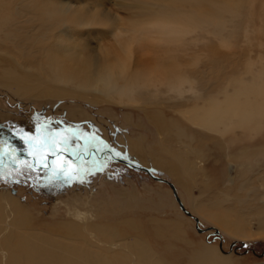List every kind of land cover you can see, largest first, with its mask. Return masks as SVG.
<instances>
[{"label": "rangeland", "instance_id": "rangeland-1", "mask_svg": "<svg viewBox=\"0 0 264 264\" xmlns=\"http://www.w3.org/2000/svg\"><path fill=\"white\" fill-rule=\"evenodd\" d=\"M162 1L0 0V48L5 51L0 55H4V64L17 65L13 62L15 55L22 54L19 47L24 46L28 50L22 59L32 64L30 71L34 74L40 72L32 70L38 56L47 63V57L57 58L56 62L66 64L69 71L91 61L95 75L133 44L129 71L134 76L143 75V86L161 95L160 102L147 104L101 99L92 102L68 92L39 95L31 91L23 95L1 84V72L0 192L18 198L29 212L32 225L40 230L64 232L68 221H85L89 229L104 226L114 231L113 240L121 244V249L137 238L144 241L159 264H199L214 248L233 264H264V234L257 235L264 218L253 215L256 231L251 229L246 235L254 236H231L194 210L190 200L193 190L198 197L202 186L205 188L204 172L194 171L191 182L197 185L191 191L186 186L190 183L188 175L174 158L157 149L162 136L150 120L156 108L164 123L170 120L173 125H182L195 136L194 147L201 144L210 158L214 157L215 161H207L206 167L215 173L211 184L220 185L201 198L207 206L222 198L218 192H227L244 182L253 170L264 175V136L244 133L239 129L241 125L231 121L232 127L225 133L226 123L222 132L211 131L186 117L191 109L211 99L225 101L222 99L227 86L236 85L238 89L244 80L264 86V0H183L184 9L173 11L167 8L171 5L165 7L166 0ZM165 9L173 17L183 13L181 17L189 20L192 16L195 21L174 23L176 29L168 27L171 24L163 18ZM49 48L51 55H46L43 49ZM252 72H261L262 79L255 80ZM185 79L183 90L188 91L180 96L185 98L174 99L170 85ZM197 95L202 98L196 102ZM37 118L41 123L51 121L52 127L60 130L79 126L84 134L97 133L128 159L108 161L110 152L98 153L96 159L107 162V167L84 177V182L71 184H50L43 171L21 173V162L33 160L29 144L22 137L36 135ZM172 145L176 150L174 142ZM137 149L142 150L140 156ZM156 158L163 165L153 162ZM132 165L146 167L149 172ZM172 171H180L177 177L186 184H178ZM240 206L236 200L221 205L239 220ZM121 259L120 264L129 259L124 250Z\"/></svg>", "mask_w": 264, "mask_h": 264}, {"label": "bare ground", "instance_id": "bare-ground-1", "mask_svg": "<svg viewBox=\"0 0 264 264\" xmlns=\"http://www.w3.org/2000/svg\"><path fill=\"white\" fill-rule=\"evenodd\" d=\"M164 3L165 7L171 5V7H167L170 11H173L172 9H184V7H182L184 5L183 0H166ZM199 6L203 9L202 5ZM166 9L164 10L165 17L163 18L171 24L168 27L174 26V23H180L187 20L186 16L181 17L183 13L180 15L176 13V16L173 17L169 11H166ZM45 11L41 12L43 13ZM200 11L201 10L199 9V12ZM167 12L170 16L167 15ZM216 15L217 14L210 15L209 17ZM49 17L50 16H48V18ZM158 17L160 20V15ZM191 17L187 21L191 22L195 19L194 17ZM215 18L216 17H212L211 19L213 20ZM81 20L83 21V19ZM172 29L173 27L170 30ZM170 33L168 32V34ZM174 35L176 34L174 33ZM132 47L133 44L131 46L130 44L129 46H126L124 55H121L114 61L111 60V62H113L110 65H108V63L104 69L101 68L103 69V72L101 71L94 75L91 61L77 64V70L75 68V71H69L66 68V64L56 62L58 61L56 57V59H54L53 57L49 58L47 56L45 57L48 58V63L47 61L40 60V57L38 56H36L35 60H33L34 58H31L36 65L32 70L36 68L40 70L39 74H34L33 71H30L32 64H29V61H23L22 59V55L26 53V48L20 46L19 48L22 54L18 53V55H15L16 58H14L15 61L13 62H16L17 65L14 67L4 64L2 62L4 55H0V73L2 72L4 74L1 84L23 95L31 91H37L39 95H42L41 93L55 94L57 92H68V94H77L82 98L92 100V102H99L98 99L109 102H129V104L131 101L141 104L160 102V93L150 92L145 86H143V75L134 76V72L129 71L132 67V62L130 60V52H132L130 48ZM50 49L51 48L46 50L43 49L46 51V55L52 51ZM4 52L5 51L0 48V53L2 54ZM9 53L7 52L8 55ZM250 69L254 71L253 67H250ZM37 71L38 70H36V72ZM40 73L43 75H41L42 78L40 77ZM46 76L47 78H44ZM145 77L147 79L149 78V75H145ZM253 77L256 78L255 80L262 79L261 72L253 73ZM185 83H187L186 79L177 84L171 83L170 91L175 93L173 96L174 99L185 98V96L180 97L183 94L182 92L186 90H183ZM45 85H47V87ZM43 86L45 89H42ZM232 86V88L227 86L223 92L224 99L222 100L225 101L222 102L217 99H211L200 108L193 107L194 109H191L189 114L186 115L188 121L190 120L193 123H197L208 130L220 132H222V125L226 123L223 126L224 133L232 127L229 121L232 123L237 122V125H241L239 126V129L243 130L244 133L250 132L261 138L264 136V86L246 80H244L243 86L238 89H236V85ZM194 98L197 102L202 98V95L194 96ZM153 113L154 114L151 115L150 120L156 125L162 136L159 140L160 147L157 146V149L162 150L163 152L165 151L167 155L172 157V159L174 158L180 169L188 175L187 177H189L190 183L187 182L188 185L186 186H188L191 191L194 189V186L197 185V183L191 182V179L193 180L194 178V171L198 173L204 172L203 185L205 188L202 186L201 189L203 190L198 197L194 196L195 192L193 190V199L190 200L194 210L202 214V216L207 218L211 223L220 227L228 235L254 236V234H246L251 229H254V214H258L259 216H262L261 218H264V175H262L261 172H254L253 170L250 176L244 182H241L242 184L238 185L232 191L218 192L222 193V198L207 206V204L203 203L201 198L211 190L214 192L216 191V187L211 184L215 181V173L209 171V168L206 167L207 161L210 160L211 163L215 161L214 157L210 158V153L207 152L201 144L194 147V143H196L195 136L186 131L187 129L185 130L182 125H173L170 120L164 123L161 119L162 117L159 116V111H156V108L153 110ZM234 117L236 120L233 119ZM172 142H174L176 150H173ZM135 145L136 144H134V146ZM238 149L239 147L234 150ZM137 150H139L138 152H140V154L138 155L140 156L142 150ZM153 162L163 165L162 161L157 158ZM228 162L229 161L226 163ZM165 165L168 166L169 164ZM136 168L143 170L147 169L146 167L138 166H136ZM179 172L172 171L173 178L178 184L180 183L181 185L182 183L184 185L186 183L179 180L177 177L179 176ZM228 182L233 183L230 180H228ZM17 199L18 198L9 192H0V264H120L122 261L121 250H124L127 253V258H129L126 259L127 261L125 264H159V260L156 258L153 250L144 241L137 238L136 241H132L121 249L119 248L121 244L114 242L113 240L114 236L112 234H114V231H111L104 226L89 229L85 225V221L82 222L84 225L68 221V223L63 226L64 232L57 230L56 232L58 233H51L47 232L48 230H40L32 225V219L29 212L22 206V203H19V199ZM234 200L242 205L238 210L240 220L237 218L238 216L232 217L231 214H227L232 212L227 211L224 208V204V207H221L223 202H231ZM259 229L262 231L259 232V230H257V233L254 229V232L257 233V235L264 234V226H260ZM90 243H95L96 245H91ZM122 264H124V262ZM199 264L233 263L230 262L229 258L221 256L219 251L214 248L204 255Z\"/></svg>", "mask_w": 264, "mask_h": 264}, {"label": "snow or ice", "instance_id": "snow-or-ice-1", "mask_svg": "<svg viewBox=\"0 0 264 264\" xmlns=\"http://www.w3.org/2000/svg\"><path fill=\"white\" fill-rule=\"evenodd\" d=\"M22 139L29 144V155L33 160L21 162V173L43 171L47 174L50 184L84 182V177L103 170L107 167V162L98 161V153L110 152L108 161L113 158L128 159L122 152L108 145L97 133L84 134L79 126L60 130L52 127L51 121L41 123L39 118L36 135L25 134Z\"/></svg>", "mask_w": 264, "mask_h": 264}, {"label": "crops", "instance_id": "crops-1", "mask_svg": "<svg viewBox=\"0 0 264 264\" xmlns=\"http://www.w3.org/2000/svg\"><path fill=\"white\" fill-rule=\"evenodd\" d=\"M249 176H250V174L247 176V178H248ZM247 178H246V179H247ZM246 179H245V180H246ZM218 184L220 185V183H216V186H215L216 188H218ZM240 184H241V183L237 184V186L240 185ZM260 184H261V183H260ZM237 186H235L234 188H236ZM234 188H232V189H230V190L232 191V190H234ZM200 195H201V194H200ZM214 196H215V195H214ZM263 202H264V201H263ZM236 217H237V216H236Z\"/></svg>", "mask_w": 264, "mask_h": 264}, {"label": "water", "instance_id": "water-1", "mask_svg": "<svg viewBox=\"0 0 264 264\" xmlns=\"http://www.w3.org/2000/svg\"><path fill=\"white\" fill-rule=\"evenodd\" d=\"M120 161H122V162H125V163H127L126 161H124L123 159H119ZM133 167H136L135 165H133ZM146 171H148L147 169H145ZM172 185V184H171Z\"/></svg>", "mask_w": 264, "mask_h": 264}]
</instances>
